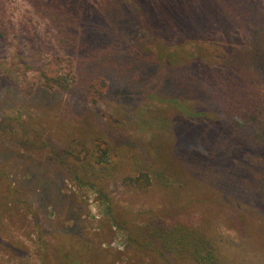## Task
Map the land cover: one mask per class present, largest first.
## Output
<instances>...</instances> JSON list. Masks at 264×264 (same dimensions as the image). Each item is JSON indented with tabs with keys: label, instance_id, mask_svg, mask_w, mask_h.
<instances>
[{
	"label": "rangeland",
	"instance_id": "374dc122",
	"mask_svg": "<svg viewBox=\"0 0 264 264\" xmlns=\"http://www.w3.org/2000/svg\"><path fill=\"white\" fill-rule=\"evenodd\" d=\"M80 1L87 45L63 52L28 0H0V264H161L129 236L173 220L264 264V147L216 90L264 101V0Z\"/></svg>",
	"mask_w": 264,
	"mask_h": 264
},
{
	"label": "trees",
	"instance_id": "16d2710c",
	"mask_svg": "<svg viewBox=\"0 0 264 264\" xmlns=\"http://www.w3.org/2000/svg\"><path fill=\"white\" fill-rule=\"evenodd\" d=\"M28 1L33 5L38 15L47 17L53 23L57 31L55 43L61 51L67 52L73 49L75 52V50L87 45L86 31L81 26V19L85 13L81 9L80 0ZM1 30L0 27V38L4 40L5 34ZM64 59L67 62H73L69 55L65 56ZM61 62L62 59L59 54L52 57L47 63L48 70L57 75L59 71L57 68ZM59 78L56 77L54 81L59 83ZM230 84L221 80V84L216 87L217 92L221 95L217 97L231 119L240 146L264 147V101L252 96L244 86L230 87ZM227 88L233 89L231 95L223 94ZM220 89L223 90V93L219 91ZM50 146L52 152L58 155L55 145L50 143ZM107 156L108 152H104L103 158L105 160H108ZM142 176L147 182L149 181L148 174L143 173ZM255 183L256 199L264 205V173L255 180ZM8 187L9 192L5 198L7 203L3 204L5 208H7L15 191L11 185ZM95 188L97 189V187ZM98 192L100 193L101 190L99 189ZM108 216L111 217L110 207ZM140 226L136 228L138 231L135 234L132 233L129 236V244L132 243L140 248L151 247L154 253L161 257V264H231L228 262L230 257L223 253L224 242L209 227L204 229L201 225L190 224V222L181 220L161 223L148 221ZM238 254L241 255L242 253Z\"/></svg>",
	"mask_w": 264,
	"mask_h": 264
}]
</instances>
